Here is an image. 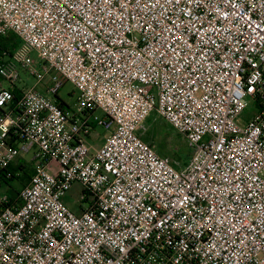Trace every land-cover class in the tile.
<instances>
[{"label":"built area","instance_id":"obj_1","mask_svg":"<svg viewBox=\"0 0 264 264\" xmlns=\"http://www.w3.org/2000/svg\"><path fill=\"white\" fill-rule=\"evenodd\" d=\"M9 34L0 170L32 173L0 194V264H264V0H0ZM151 113L180 169L141 139Z\"/></svg>","mask_w":264,"mask_h":264},{"label":"rangeland","instance_id":"obj_2","mask_svg":"<svg viewBox=\"0 0 264 264\" xmlns=\"http://www.w3.org/2000/svg\"><path fill=\"white\" fill-rule=\"evenodd\" d=\"M28 85H32V81L28 82ZM77 92L74 90L72 85L68 82L63 83L61 89L59 90L57 97L64 101L68 106H74ZM252 103L248 105V109L243 112L239 120L241 122L246 121L251 115ZM97 115H101L100 111H97ZM140 132H142V137H145L147 141L154 145L155 151L163 149L165 151V156L175 155L176 160L179 165L186 164L192 155L193 149L191 145L188 144L186 139L178 134L174 129H172L166 122L161 120L155 113H151L147 120L141 125ZM108 134V131L104 130L102 127L96 126L94 128V138L90 141L93 148H98L102 143L104 137ZM143 140V139H142ZM158 154V153H157ZM22 164L31 169L30 156H22ZM171 157V156H169ZM169 159V158H168ZM19 160V159H18ZM18 190L20 185L14 181L9 182V186H14ZM5 183L0 184V194H9V187ZM81 189L78 184H74L70 191L68 192L66 198L64 199L66 205L73 211L76 212L78 209L77 197ZM86 203H82L85 206Z\"/></svg>","mask_w":264,"mask_h":264},{"label":"trees","instance_id":"obj_3","mask_svg":"<svg viewBox=\"0 0 264 264\" xmlns=\"http://www.w3.org/2000/svg\"><path fill=\"white\" fill-rule=\"evenodd\" d=\"M15 46H16V42H15L14 37L11 34L7 35V37H5V38L0 37V48L12 49ZM142 139L145 143L150 145L155 151L154 145H151V143L149 141H147L146 138L144 139L142 137ZM157 153H158L157 155H159L160 157L166 158L168 160V162L176 169H180L181 167H183L185 165V163L183 165H179L177 160H176L175 155H168V156L164 157L166 154H165V151L163 149H161V150L158 149ZM169 156H171V157H169ZM5 173H9L10 176L6 177ZM17 173H19V174L15 175ZM31 173H32L31 169H29L28 166L25 167L22 164V162L20 161V162H18V165H16V166L10 165L5 170H3V171L0 170V184H1V182H3L6 185H8L10 181H14L20 185V188L18 190L13 188L16 186V184L14 186L8 185L9 190H10L8 196L11 199H13L18 194L19 190L22 189L27 184Z\"/></svg>","mask_w":264,"mask_h":264},{"label":"crops","instance_id":"obj_4","mask_svg":"<svg viewBox=\"0 0 264 264\" xmlns=\"http://www.w3.org/2000/svg\"><path fill=\"white\" fill-rule=\"evenodd\" d=\"M143 138L145 139V137H143ZM20 161H21L20 159L16 161L17 165H18V162H20Z\"/></svg>","mask_w":264,"mask_h":264}]
</instances>
